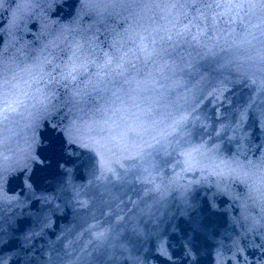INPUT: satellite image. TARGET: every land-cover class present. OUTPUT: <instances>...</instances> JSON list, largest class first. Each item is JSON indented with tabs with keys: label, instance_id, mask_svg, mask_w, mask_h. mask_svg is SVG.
Instances as JSON below:
<instances>
[{
	"label": "snow or ice",
	"instance_id": "snow-or-ice-1",
	"mask_svg": "<svg viewBox=\"0 0 264 264\" xmlns=\"http://www.w3.org/2000/svg\"><path fill=\"white\" fill-rule=\"evenodd\" d=\"M108 9H124L129 12L130 15H136L137 10H162L167 11V16H171L172 19L169 23L172 27H176L177 24H183L180 30L176 33L178 36H182L185 33L191 36L192 40L197 42L200 38L207 35L209 29L216 30L219 26V21L224 19L225 22L229 24H235L239 21L249 34H252V29L259 31L260 37H264V0H188L185 3L179 2H157V0H81L80 12L82 14H88L89 12L95 11L98 16H103V14ZM172 10H179L177 13L173 14ZM167 18V17H165ZM183 20H187V23H183ZM211 20V24L208 21ZM254 21V22H253ZM250 25V27H249ZM92 25H89L91 28ZM195 28L196 31L193 32L192 29ZM76 29L68 28L65 32H61L50 41L53 49H60L61 54L67 55V60L63 65L57 64L53 68L55 71L56 67L62 68L60 76L63 80L75 81L77 79L76 73L78 70L86 68L88 66H94L98 71L97 76L104 73L106 69H110L113 64L116 68L120 69V75H124L127 72L125 67L128 52L132 51L129 48L128 51H123L126 44L136 45L140 48L147 57L157 54L155 47L149 48V45L145 43L147 37L143 35H131L127 36L128 29L124 30V33L116 32L112 30L115 34L108 39V49L106 51H100L99 46L96 45V37H88L87 39L83 36L76 37L71 35ZM169 31H171L169 29ZM235 31V29H233ZM67 33V34H66ZM71 35V38H69ZM137 35L139 36V44H137ZM127 36V38H126ZM211 38V37H210ZM252 38L258 40L261 47L256 49L257 55L255 57H250L251 59L259 60L258 70L264 73V40H259L257 36L253 34ZM163 39V38H162ZM168 40H172V36L167 37ZM153 45L157 43V40L153 37ZM250 43V42H249ZM61 45L64 47L61 48ZM255 48V45H252ZM120 53V55H117ZM51 56V59H49ZM49 56H44L42 58H37V62L33 64V68L38 69L40 73H43L44 67L48 64H52L53 60H56L58 56L49 53ZM135 68V65H133ZM31 71V69H29ZM10 73H14V70L7 63L4 64L3 68H0V81H2L4 91H3V106L0 107V123L7 122L13 113L17 112L16 100L11 99L8 90V85L10 79L14 78V74L10 77ZM82 74V73H81ZM52 80L56 77H52V74L46 73ZM41 79L43 76L40 77ZM255 83V81H253ZM260 90L264 91V76L260 79ZM49 98L43 96L39 103L43 108L47 109ZM187 116H181L178 120L174 121L175 124L179 125ZM243 119V114L241 116ZM239 125H237L238 127ZM229 128V125H222L220 129L217 130L216 134L222 135ZM235 133L237 128H232ZM9 137L5 136L0 139V145L6 148ZM34 138L30 139L27 143L23 152L25 154L26 160L36 161V156L33 154L34 148ZM151 147V145H149ZM196 149H193L195 151ZM187 156H191V152L186 153ZM62 156L61 148L55 140L49 142V155L44 159L51 161H58ZM8 159L7 155L4 156ZM258 173L245 174L243 176H238L237 178L245 185L247 188L246 196H235L234 199H240L241 217L249 225L250 230L255 228L264 227V161L258 166ZM101 176L104 175L106 166L103 162L100 164ZM110 173L112 169H107ZM100 177H97L99 179ZM64 184L67 188L76 191V186L72 184L71 177L69 176ZM76 195H79L76 192ZM44 200L47 204H51V199L47 197L40 198ZM78 203L81 207H87V203L84 200H79ZM211 207V205H210ZM253 209L259 210V215H257ZM54 212V209H41L36 214L37 223L42 227L48 226L49 213ZM90 228H95V225H90ZM93 239L98 241L100 244H104L109 236L108 232L105 230H96L93 232ZM113 247H116L113 245ZM159 254L165 259L168 258L167 249L160 247L158 249ZM65 255H70V253L61 254L53 250L48 255L49 264H69L65 261Z\"/></svg>",
	"mask_w": 264,
	"mask_h": 264
}]
</instances>
